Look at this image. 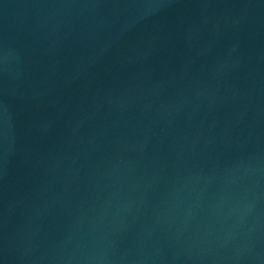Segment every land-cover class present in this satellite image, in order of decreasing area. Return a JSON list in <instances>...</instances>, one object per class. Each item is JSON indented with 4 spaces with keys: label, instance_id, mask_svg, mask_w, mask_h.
I'll return each mask as SVG.
<instances>
[{
    "label": "water",
    "instance_id": "water-1",
    "mask_svg": "<svg viewBox=\"0 0 264 264\" xmlns=\"http://www.w3.org/2000/svg\"><path fill=\"white\" fill-rule=\"evenodd\" d=\"M0 264H264V0H0Z\"/></svg>",
    "mask_w": 264,
    "mask_h": 264
}]
</instances>
